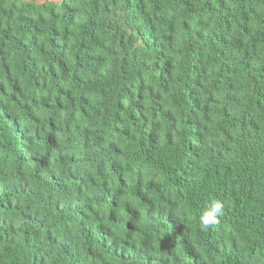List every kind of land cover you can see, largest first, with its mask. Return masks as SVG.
Wrapping results in <instances>:
<instances>
[{
    "label": "trees",
    "instance_id": "16d2710c",
    "mask_svg": "<svg viewBox=\"0 0 264 264\" xmlns=\"http://www.w3.org/2000/svg\"><path fill=\"white\" fill-rule=\"evenodd\" d=\"M0 264H264V0H0Z\"/></svg>",
    "mask_w": 264,
    "mask_h": 264
},
{
    "label": "clouds",
    "instance_id": "9594fccd",
    "mask_svg": "<svg viewBox=\"0 0 264 264\" xmlns=\"http://www.w3.org/2000/svg\"><path fill=\"white\" fill-rule=\"evenodd\" d=\"M225 205L224 203L219 200L215 199L210 202V206L207 207L199 217V223L202 229H208L212 226L217 225L220 220L219 218L224 213Z\"/></svg>",
    "mask_w": 264,
    "mask_h": 264
},
{
    "label": "rangeland",
    "instance_id": "374dc122",
    "mask_svg": "<svg viewBox=\"0 0 264 264\" xmlns=\"http://www.w3.org/2000/svg\"><path fill=\"white\" fill-rule=\"evenodd\" d=\"M38 2H42L44 0H37ZM49 1H53V2H60L61 0H49Z\"/></svg>",
    "mask_w": 264,
    "mask_h": 264
}]
</instances>
